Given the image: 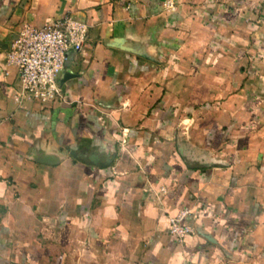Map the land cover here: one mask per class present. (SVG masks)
Listing matches in <instances>:
<instances>
[{
  "label": "crops",
  "instance_id": "0c3cea01",
  "mask_svg": "<svg viewBox=\"0 0 264 264\" xmlns=\"http://www.w3.org/2000/svg\"><path fill=\"white\" fill-rule=\"evenodd\" d=\"M254 5L0 0V264H264ZM64 14L87 35L60 98L16 102L18 27Z\"/></svg>",
  "mask_w": 264,
  "mask_h": 264
},
{
  "label": "built area",
  "instance_id": "2783aa9c",
  "mask_svg": "<svg viewBox=\"0 0 264 264\" xmlns=\"http://www.w3.org/2000/svg\"><path fill=\"white\" fill-rule=\"evenodd\" d=\"M175 0H163L171 9ZM87 35V25L64 14L41 26L23 22L5 53V63L15 69L16 102L35 100L52 102L60 98L59 76L69 51L78 50ZM180 218L170 219V231L182 235L187 229L179 224Z\"/></svg>",
  "mask_w": 264,
  "mask_h": 264
},
{
  "label": "rangeland",
  "instance_id": "374dc122",
  "mask_svg": "<svg viewBox=\"0 0 264 264\" xmlns=\"http://www.w3.org/2000/svg\"><path fill=\"white\" fill-rule=\"evenodd\" d=\"M253 2L254 4H256V6L254 5V12L260 18V23H263L262 21H264V0H253ZM249 4L251 6V3Z\"/></svg>",
  "mask_w": 264,
  "mask_h": 264
}]
</instances>
